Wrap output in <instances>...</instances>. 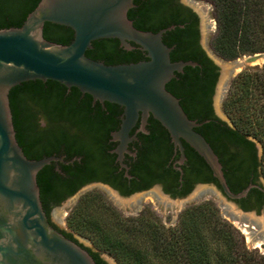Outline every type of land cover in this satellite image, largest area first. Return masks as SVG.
<instances>
[{
	"label": "water",
	"instance_id": "1",
	"mask_svg": "<svg viewBox=\"0 0 264 264\" xmlns=\"http://www.w3.org/2000/svg\"><path fill=\"white\" fill-rule=\"evenodd\" d=\"M134 1L40 0L21 27L0 30V264H98L85 248L56 231L48 221L37 177L55 158L31 160L17 140L10 93L13 88L36 80L55 81L68 90L77 88L83 95H90L94 102L124 108L121 128L113 134L121 142L117 148L121 156L127 150L131 130L138 121L144 129L152 116L168 132L175 150L180 152L178 163L186 160V143L203 158L221 187L219 190L200 185L184 199H170L156 191L154 195L138 194L124 201L117 200L118 203L105 194L111 205L136 218L134 207L142 196L143 201L149 199V204L155 202L157 211L169 212L202 201L206 196L220 202L222 218L228 219V225L246 233V245L264 254V215L244 212L234 202L246 197L253 186L238 194L231 191L218 155L197 131L203 123L190 119L180 99L167 89L177 73L197 64L172 61V48L163 37L175 26L158 32L136 28L128 15L135 7ZM195 3L197 10L203 13V21L206 17L211 25L210 34L206 37L203 33L202 43L219 67L214 112L232 127L228 116L222 115V100L226 99L239 71L262 68L264 53L232 62L214 55L209 47V39L217 27L213 7L205 1L195 0ZM46 23L70 28L74 32L71 43L61 45L45 39ZM104 39L118 40L126 51L137 46L147 60L107 65L89 58L86 53L93 49V42ZM249 139L256 143L261 156L258 140L253 136ZM261 181L264 185L263 175ZM207 187L211 195L206 194L204 188ZM93 191L101 190L92 188L87 192ZM71 202L73 200H68L53 211V220L57 223V215L65 211L60 215L62 228ZM138 210H142V205ZM77 239L96 251L88 239ZM101 257L108 264H117L111 254Z\"/></svg>",
	"mask_w": 264,
	"mask_h": 264
},
{
	"label": "trees",
	"instance_id": "2",
	"mask_svg": "<svg viewBox=\"0 0 264 264\" xmlns=\"http://www.w3.org/2000/svg\"><path fill=\"white\" fill-rule=\"evenodd\" d=\"M215 4L218 32L213 41L215 52L223 59L232 61L244 55L264 52V0H213ZM40 0H0V30L21 27L27 16L36 8ZM174 0H135V7L128 15L134 26L140 30L158 32L172 25L183 24L179 8L171 7ZM184 33L180 28L168 32L175 36V50L171 53L173 62L188 59L186 42L181 38ZM44 37L48 41L68 45L74 38V32L67 27L46 23ZM165 39V38H164ZM166 43V41L164 40ZM167 44V43H166ZM93 49L86 55L107 65L139 62L146 60V55L137 46L126 51L120 42L104 39L93 42ZM168 45V44H167ZM195 45V42L192 44ZM187 75L194 77L193 67L185 68ZM262 73H240L231 83L224 102V109L233 126L219 119L212 107V97L219 77V69L214 66L200 51V88L199 85L181 83L185 77L177 73L167 89L180 99L181 105L189 118L203 123L197 129L210 143L223 165L224 174L231 191L238 194L247 187L250 173L255 176L264 175V67ZM93 98L83 95L77 88L68 90L64 85L40 80L25 82L12 89L10 103L14 116V125L20 146L25 131L33 128L31 103L40 106L51 121L71 122L73 126L85 129L88 133L102 131L101 125L89 122L88 114ZM94 101V100H93ZM200 105V106H199ZM99 119L103 113L98 114ZM154 119V118H153ZM100 121V120H99ZM149 139L154 143V150L168 148L170 138L168 132L154 119L150 127ZM60 141L67 140L64 129L57 132ZM54 133L51 132V138ZM254 138L262 144L263 152L259 156ZM187 150L194 151L185 143ZM49 147L46 149L49 151ZM200 167L208 165L200 157ZM207 165V166H206ZM209 167V166H208ZM217 181L204 178L203 182ZM247 180V181H246ZM234 181L247 182L232 184ZM49 185L42 186L47 194ZM54 193V190H53ZM52 193V194H53ZM211 204L187 208L180 225L166 231L164 227L147 228L156 250L160 251L164 264H264V255L248 251L240 246L230 225L223 223L215 213ZM75 219V218H74ZM70 238L71 235H67ZM111 247L119 244L111 243ZM130 252L127 254V257ZM98 264H106L93 254ZM132 256V255H131ZM133 264H152L151 258L135 252Z\"/></svg>",
	"mask_w": 264,
	"mask_h": 264
},
{
	"label": "flooded vegetation",
	"instance_id": "3",
	"mask_svg": "<svg viewBox=\"0 0 264 264\" xmlns=\"http://www.w3.org/2000/svg\"><path fill=\"white\" fill-rule=\"evenodd\" d=\"M195 4V0H174L171 7L179 8L183 24L172 26H175L173 30L178 27L184 32L181 34V38L186 42L185 51L188 56L186 61L182 59L176 61H191L197 64L192 71L194 77L187 75L188 71L186 72L185 67L183 72L185 77L179 80L184 85L189 83L192 85L196 82L200 88V51L214 66L218 69L219 67L209 56L202 43L203 33L205 32L207 37L211 32V25L208 24L206 17L203 21V13L197 10ZM163 38L173 52L176 48L175 36L167 32ZM194 42L196 46L192 45ZM30 105L31 114L35 117L34 125L29 132L23 133L21 139L24 145L21 147L31 160L55 158L39 172L37 177L40 197L48 221L56 231L81 245L92 256L94 253L98 254L99 259L106 264L108 263L98 252L80 242L72 233L61 227L60 215H63L65 211L57 215L58 223L53 220V211L56 208L61 207L68 200H73V203L76 200L79 202L82 196L92 188L100 189L115 203H118L117 200L124 201L138 194L154 195L156 191L170 199H184L200 185H208L210 188L221 190L218 181H202L204 178H214L213 173L207 165L204 168L200 167L202 159L195 151L189 152L185 143L186 160L182 164L178 163L181 154L175 150L170 136L168 148L158 152L154 150V143L149 139L151 136L150 127L154 122L152 116L149 117L144 129L141 121H138L131 130L127 150L121 156L117 152L121 142L116 140L113 135L121 128L124 117V108L121 106L92 100L93 111L88 114L90 116L88 121L91 122L93 119L95 125L102 126V131L88 133L85 131L86 128L79 129L68 121H51L40 106L34 103ZM100 112L103 113L102 119L98 117ZM60 129H64L68 136L65 142L60 141L57 133ZM51 132L54 133L53 138H51ZM49 146L51 147L48 151L46 147ZM247 180L246 188L250 185L253 187L246 197L234 202L244 212L264 215V185L261 175L256 177L255 174L250 173ZM247 182L234 181L232 184L241 183L242 186ZM46 184L50 186L51 190L44 194L42 186ZM209 187L204 189L206 194L211 195ZM198 197L200 198V196ZM142 204L143 196L139 198L134 210H138Z\"/></svg>",
	"mask_w": 264,
	"mask_h": 264
},
{
	"label": "rangeland",
	"instance_id": "4",
	"mask_svg": "<svg viewBox=\"0 0 264 264\" xmlns=\"http://www.w3.org/2000/svg\"><path fill=\"white\" fill-rule=\"evenodd\" d=\"M200 1H205L212 5L213 16L217 25L215 34L209 39L210 50L214 55L226 62L234 61L223 59L214 50L213 41L218 32L214 1ZM261 53L264 52H257L255 54ZM255 54L244 55L240 58H246ZM263 67L264 63H262V68ZM262 68L250 69V73L260 74L262 73ZM246 71L247 70L239 71L238 75ZM225 100L226 99L222 100V115L228 116L224 109ZM229 120L231 121L230 118ZM259 144L260 154L262 155V144L260 142ZM77 202L78 201L76 200L74 203L71 202L70 206H67L63 228L71 231V233L76 238L88 239L96 252H98L101 256L111 254L117 264H133V255L135 252H141V254L143 253V255L150 257L151 262H153L152 264H164L163 258L160 255V251L154 248L149 230L154 229L155 227H164L167 232H169V230L175 229L180 225L183 213L187 208L209 203L211 204L210 208L215 211L216 215L220 217L221 221L228 224V219L222 218L220 202L206 196H204L202 201L174 212L157 211L155 202L149 204V199H147L143 201L142 210H136V218L111 205L103 191L87 192L84 196H82L80 201L78 203ZM148 224H151V227ZM149 227L150 229L148 230L147 228ZM230 227L232 228L236 240L240 246L244 247L250 252H257L246 245L248 243L246 233L232 226ZM111 243L119 244V247H111ZM129 252L130 255L127 257ZM257 254L264 255L259 252H257Z\"/></svg>",
	"mask_w": 264,
	"mask_h": 264
}]
</instances>
